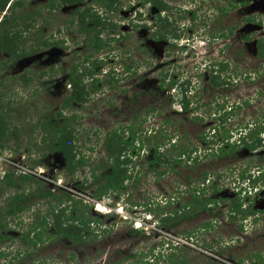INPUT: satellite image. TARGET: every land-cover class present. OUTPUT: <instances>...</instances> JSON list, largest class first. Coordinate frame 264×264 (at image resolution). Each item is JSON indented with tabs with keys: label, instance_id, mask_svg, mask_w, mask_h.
Returning <instances> with one entry per match:
<instances>
[{
	"label": "rangeland",
	"instance_id": "obj_1",
	"mask_svg": "<svg viewBox=\"0 0 264 264\" xmlns=\"http://www.w3.org/2000/svg\"><path fill=\"white\" fill-rule=\"evenodd\" d=\"M122 1L124 7L129 9L142 0ZM167 1L175 4V7L190 9V2L193 0ZM230 1L234 3L235 0ZM21 2L24 3L21 7L8 8L9 5H7L0 16V20L5 15L9 16L15 13L19 25H22L24 22L19 20L20 18L26 15H34L35 9L40 8V4L45 3L43 0H21ZM213 2L221 7L228 5L227 10L231 7L229 0H222L219 3L218 0ZM206 11H208L207 8ZM230 11L231 13H228L225 19L223 18L225 24L235 25L236 22L239 23L238 20H241V36L246 33L253 34V37L250 41L244 39L243 42L239 38L238 41L235 38L232 39V46H229L227 53L232 52L231 54H234L236 51L237 56L248 59L251 64H247L241 69L238 67V70L234 71V65L239 66L241 61H235L233 56H231L232 60L227 58L231 67L226 68L222 74L227 82L225 84L226 90H224V86L211 89L209 81L203 77L206 61L217 65V62L222 59L217 57V51L219 47H223V41L213 39L210 34L211 28L200 26L194 32L192 29L189 31L184 29L186 34L190 33V40L185 41L186 37H184L177 42L183 52L178 55L183 64L179 68L177 64L170 66L166 71L164 68L162 69V55L160 54L162 51L158 49V45L153 48L156 54L150 53L148 50L147 52L140 50L137 48L136 39L131 37L133 34H130V39L127 41L121 39L119 42L111 43V47L105 50L102 55L109 54L105 56V60H107L102 64L103 70L106 71L112 67L114 60H111V55L120 52H123L124 61L127 62V65L130 60L138 63V66H136L133 76H125L126 78L117 84L104 83L108 76L101 75L103 88L97 90L98 94L96 93V96L82 110L77 106H72L81 113L80 115H83L81 118L74 119L69 128L73 130L75 149L79 157L86 156L91 159L88 161L89 167H86L85 170L79 168L75 174H70L65 167L66 161L62 154L51 152V140H43L44 134L40 127L48 116L53 118V121H59L58 123H63L68 117L69 111L65 112L61 118H55L61 108L62 101L69 93L70 88L67 83L69 68L83 60L86 53H93V49L85 46L86 37L77 32L76 26L72 28L74 33L68 34L65 22L66 15L53 19L51 16H47L46 11L41 8V12L51 22V25L42 31L43 37L47 38L48 35L56 34L55 30L60 28V30L65 31L63 35L66 38L64 47H62L64 49L46 48L45 51L41 50L42 52L37 53L38 55H35L34 52H27L29 53L27 58L18 62L16 66L14 65L10 71L0 74L1 78L8 79L6 82L7 89L4 91L15 102L12 104L15 110L10 111L13 113L8 132L10 141L8 140L9 142L4 144V148L0 149V221L2 224L0 235L6 234L11 239L8 242H0V264H111L118 261H122L124 264H138V260L142 258H146L145 262L148 264H172L167 259L163 260L161 255L164 252L169 254L170 245H176L178 240H182L178 236L185 237L183 233L189 230H192L193 233L195 231L197 235L188 242L184 241L185 239L179 242L182 250L179 248L180 250L175 251L177 256L175 264L183 259H186L187 264H259L249 257L251 253L255 252H261L264 256V215H260L259 221L253 222V224L251 219L256 215L251 219L246 218L247 221L238 218L231 222L228 213L229 204L227 201L221 202L219 199L214 211L201 212L189 224L163 230L159 228L162 225L160 222L162 220L156 210L158 204L164 206L165 203L169 202L170 204L168 203V206L164 207L169 211L176 210L179 203H187L194 194L193 187L202 188L201 172L204 170L211 175V182L218 189L223 187L232 191L231 189L237 184L235 182L237 178L228 176L229 170L231 169L238 174L247 166L245 161H239V159L230 157L225 160L219 156H208L209 138L207 137V140L205 137L203 138V132L209 133L207 135L212 133L209 128L211 118L205 117L206 112L216 108L217 105L219 108H225L224 112H229L236 104H242V107L239 108L241 113L239 112L238 116L227 119L228 123H231L230 128L237 126L239 122L244 125L256 114H264V65L258 66L260 60L256 58V40L264 37V26H252L247 24L245 20L249 13L264 15V0H250V4L241 5V10ZM258 19L264 23L263 17ZM118 20L119 23L122 22L120 27L123 26V20L121 18ZM41 22H44V19H41ZM39 24L41 23L39 22ZM190 24L192 23L190 22ZM191 31L194 34H191ZM26 35L27 41L30 39L34 43V30L32 29ZM59 37L55 36L53 39L59 41ZM33 43L28 46H32ZM141 43L139 44L141 45ZM29 47L24 48L29 49ZM128 47L133 51L130 54L124 51ZM227 56L229 57L228 54ZM7 58V55L0 53V62ZM118 60L119 58L115 59V61ZM254 68L255 74L252 80L244 74L240 76L236 74V72H245V70L253 71ZM100 71L101 67L95 73ZM178 73L180 76L177 78ZM230 73L232 77L229 75ZM11 75H15L17 80L15 85L11 84V79L14 77ZM168 77L169 80L165 82L163 87H160L159 80L168 79ZM229 78L231 79L230 82ZM25 79L29 81L26 82ZM173 79H176L177 83L178 80L179 82H182L183 79L185 81L190 80L191 86L186 93H183L191 101L187 113H183L185 110H182L181 99L183 94L179 83L174 87L170 85V80ZM87 80L86 78L85 81ZM131 82L136 85L137 83L138 85L141 84L138 89L140 96L136 98L132 88L136 89L137 86L131 88V84H129ZM13 94L16 96L13 97ZM147 101L149 106H158L159 111L144 114L143 106ZM113 108L115 112H112ZM245 112L247 113L245 114ZM195 113L201 114L203 117L199 116L200 119L195 116L194 118ZM136 114H140V116L135 118ZM166 119H168V123L165 122ZM257 119L263 121L261 118ZM132 122H134L133 126L139 128L140 131L145 129V135H149V139L141 133L140 140L134 144V148L142 146L141 154L138 155L136 150L129 152V157H131L129 159H132L133 162L128 166V171L132 172L134 179L126 185V188L128 187L127 192L118 194L121 197L117 194L107 195L100 202L101 208L99 207V209L107 210L111 214L105 217L95 208L87 210L90 218L98 217L99 221L103 222L100 226L97 225L96 230H94L98 235L95 240L88 238L86 245L83 247L74 246L76 252H73L74 247L70 246L66 239L60 237L55 245H49L46 242L47 247H39V245L35 250H30V255H25L27 245L20 240L21 235H23L22 232L26 233L34 222L42 219L41 216L45 215L47 209L52 205V198H42L40 190L34 182L23 183L18 176L23 173L33 174L36 179L41 180L42 186L47 190L52 189L60 195L64 194L62 192H68L70 196L84 199L88 205L95 204L97 201L92 195L96 190V184L93 183L91 169L101 164L104 165L106 162L108 153L103 149L106 136L111 134L117 125L120 127L122 124ZM13 127L17 129L16 132L19 131L17 134L16 132L12 134ZM179 128L181 129L179 130ZM161 130L162 132H160ZM263 130V127L259 125L256 131ZM179 133L182 135L180 140L175 137ZM125 136H127L126 133ZM154 136L157 137L153 138ZM236 137L235 132H233L232 139L235 140ZM141 142L146 143V146H143ZM159 143L162 145L158 151L164 157L170 156L172 159H179L178 155L186 150V154L181 156V164L174 163L161 166L151 164L149 159L151 160L153 157V148ZM148 154L149 158H147ZM136 155L138 157H135ZM195 158L198 159L196 163L194 162ZM251 161L261 163L264 161V153ZM9 171L14 172L17 183L15 187L6 185L5 174ZM97 173L101 174V171L98 170ZM161 173H165V176H162ZM188 178L190 179V192L186 190L188 188L185 184ZM225 179L227 180L225 181ZM224 184L227 185L224 187ZM244 186L249 188L247 195L254 194L251 185L246 183ZM166 190L170 192L165 194ZM18 192L25 195L33 194L24 201L25 210L22 213L7 216L8 202L11 196ZM210 192V194L207 193L209 198L218 197L217 194ZM117 197L120 198V203L115 206ZM203 197L202 194L200 198ZM132 201L138 203V206L143 205V203H150L152 211L135 213V210L130 209ZM64 202H66L65 206L69 205L68 201L64 200ZM94 210L96 213L93 212ZM48 218L49 222L54 220L51 215H48ZM136 220L145 227V229L142 228L144 232H141L139 236H129L130 231L135 229ZM207 221L214 224L215 228L210 231L204 230L201 224ZM148 222L153 223L149 224ZM239 224L244 227L241 232L237 228ZM94 225L96 226V224ZM48 229L47 235L55 232L54 226H49ZM176 232L179 234L177 235ZM148 233H150L149 237L147 236ZM31 236L33 237V234ZM206 244L210 246L206 247ZM2 252L7 253L8 256H2ZM17 252H20L19 257ZM70 253H76L75 260H71ZM240 261L242 262L240 263Z\"/></svg>",
	"mask_w": 264,
	"mask_h": 264
},
{
	"label": "flooded vegetation",
	"instance_id": "obj_2",
	"mask_svg": "<svg viewBox=\"0 0 264 264\" xmlns=\"http://www.w3.org/2000/svg\"><path fill=\"white\" fill-rule=\"evenodd\" d=\"M17 0H11L10 1V5L15 2ZM45 3L40 4V8L35 9L34 11V15H26L25 17H22V21L24 23H22V25L24 24H30V28L26 29L22 35V39H20L17 42V45L15 44L14 46H17V51L18 53H22L21 51H24L23 57L20 58H16V57H11V55L9 53H3L4 55H7V59H5L4 61H7V67L4 68L3 70H1L2 72H6V71H10L11 68L14 67V65L16 66V64L18 62H20L21 60L27 58L26 56H28L27 52H34L35 55H38L37 53L42 52L41 50H46V48H51V47H56V48H61L64 49L62 47H64V41H65V35H63V33L65 31L60 30V28H57L58 30H55L54 35H48L47 38H44L42 35V31L45 29H47L50 25L51 22L48 21V19H46L45 14L41 12V8L43 10L46 11L47 16H51L53 19L58 18V17H62L64 15L67 16V18L65 19L66 21V31L68 32V34H73V27L76 26L78 28L77 32L82 34L84 37H86L85 40V46L87 48L93 49V53H86V56H83V60L79 61L77 64L71 65L69 68V73L67 75V83H68V77L69 74L72 73L73 70H78L79 73H81L84 69H87L88 67H92L94 68L95 71H97L100 67H101V71L98 73L94 74L93 78H88L87 77V81L84 80V88L85 90L88 92V97L83 98L85 99V102H75L72 101L68 106H66L65 108H63V104L64 102H66V99L69 96H72L73 93L75 92V88L74 86H71L68 84L69 89V93L68 96H66V98L62 101L61 103V108L59 110V112L61 111L62 116L65 112L69 111L70 114H68V117L65 118L64 123L68 124V128H70V124L74 119H78L79 117H83V115H80L81 113L78 112V110L72 106H77L79 108H82L88 104V102H90L92 100V98L94 96H96V93L98 94L97 90H101L103 88V85L101 84L102 79H101V75L104 76H108L106 77V81L104 83H108L110 85H112L111 83H119L120 81L123 80V78H126L125 76L128 75H134L135 71H136V66H138V63L135 62H131L130 60L128 61L129 64L127 65V62L124 61V57H123V52L120 53H114L113 55H111L112 59L114 60L112 67L108 68V70H103L102 68V64H104V62L107 60H105V56L109 55H105L102 56L104 51L109 49L111 47V43L112 42H119L121 39H124L125 41H127L128 39H130V34H133V36H131L132 38L134 37L138 43L137 48H139L140 50H143L145 52L150 51L153 52L154 54H156V52L154 51V47L155 45H158V49H161L160 51H162L160 54L162 55V60H161V64H162V69L164 68V70L166 71V69L170 68V66H173L175 64H177L178 68L181 67L182 63V59L179 58V54L183 53L181 50V47H179V43H177L179 40H182L184 37L185 41L186 40H190V33L186 34L184 32V29H187L188 31L190 29H192V31L194 32L197 28H200V26H204L205 28H211L210 29V34L213 36V39L219 41L222 40L223 42V47H219L217 54H218V58H222L224 61H219L217 62V65L212 64L210 61H206L205 64V68H204V76L205 79L207 81H209L208 83L210 84L211 89L214 88H218L220 86H224V90H226V86L225 84H227L226 79L224 77H222L223 72L225 71L226 68H230L231 64L230 61L227 60V58H230L232 60V57H234V60H240L241 64L239 66L234 65L233 69L234 71L238 70V67L243 68L246 67L247 64H251L250 61L246 58H242L237 56L236 51H234V54H231L232 52L227 53V49L229 48V46H232V39L235 38L236 41H238V38L240 39V41H244V39L250 41L253 37V34H243V36H241V30H240V25H241V20H238V22L235 23V25H226L224 22V19L226 17V15L229 13H231L230 10H241V5L245 6L247 4H250V0H235L234 3L230 2V9L227 10V8H229L228 5L225 6H220L219 4H215V0H193L190 2V9H184V8H178L175 7V4H171L169 3L167 0H160V3L158 4H154L153 0H142L141 2L137 3L136 5H133L132 7H130L129 9L124 7V2L122 0H115L114 3H112L111 5H105L102 0H72V2H63L62 0H43ZM111 1V0H109ZM225 1V0H224ZM158 2V1H157ZM222 2V0H218V3ZM203 4V5H202ZM206 6V7H205ZM215 6H217L215 8ZM8 8H10V6H8ZM206 8L208 9V11H206ZM206 12H205V11ZM38 11H40V13H38ZM88 14H96L97 15V21H99L97 28H95V24L92 23V21L88 18ZM262 14V13H261ZM86 16L85 19H83V16ZM31 16V17H30ZM253 17V16H259V14H248L246 17V22L247 24H250L252 26H257V27H261L264 26V23L262 21V24L259 26L258 23H252V22H248L247 19L248 17ZM51 17H49L51 19ZM263 19H264V15H262ZM118 18H121V20H123V26L120 27V24L122 23ZM224 18V19H223ZM41 19H44V22H41ZM258 19V17H257ZM124 21H126V23H124ZM39 22L41 24H39ZM190 22L192 24H190ZM21 25V26H22ZM239 28V30H238ZM24 29V27H23ZM34 30V43L29 39L27 41V33L31 32V30ZM191 31V34H194ZM234 35V36H233ZM55 36H60L59 37V41L53 39ZM123 37V38H122ZM241 37V38H240ZM261 39H264V37L262 38H258L256 40V58L258 60H260V64L258 66L264 65V57L259 55V42L261 41ZM142 42V43H141ZM31 43L32 46H28ZM141 43V45L139 44ZM236 43V42H235ZM26 47H29V49H25ZM174 48V49H173ZM186 48V47H183ZM139 49H137L139 51ZM31 50V51H30ZM57 50V49H56ZM153 50V51H152ZM125 53H131L133 52L129 47L126 48ZM135 51V50H134ZM0 53H2L0 51ZM227 54L229 55V57L227 56ZM240 54V52H239ZM119 58L118 61H115V59ZM243 61V62H242ZM228 62V63H227ZM110 63V62H109ZM108 63V64H109ZM230 66V67H229ZM53 69V68H52ZM51 69V70H52ZM164 71V72H165ZM255 68L253 71H247L245 70V72L240 71L239 73L236 72V74L238 76L243 75L248 77V79L252 80L253 79V75L255 74ZM0 73V74H1ZM170 75V74H169ZM231 77V73L229 74ZM14 76L11 79V84L15 85L14 83H17L15 75H11ZM17 76V75H16ZM179 73L177 75V78L179 77ZM21 78V77H20ZM2 79H6L7 82V78H1L0 76V80ZM86 79V78H85ZM97 80V83L95 84V81ZM169 80L167 78H163L159 80V84L160 87H163L165 85V82ZM181 80V79H180ZM26 82H28V79H25ZM231 81V79L229 78V82ZM181 82V81H180ZM178 80V83L176 81V79L170 80V85L172 87H174V85H179L180 89H181V93H186L187 89L191 86L190 85V80H182V82L180 83ZM218 82V84H217ZM6 84V83H5ZM131 84V88L133 86H135L136 84H134V82L129 83ZM127 83V85H129ZM141 85V84H140ZM140 85H138L137 83V88L134 89L132 88V92H134V96L135 98L137 96H140V92H138V89L140 87ZM66 86V84H65ZM7 89V86L5 88H3V94L5 97L3 98V102L4 101H12L11 96L8 95L7 92H5L4 90ZM184 91V92H182ZM139 94V95H138ZM13 97H15L16 95L13 94ZM187 97L186 94H183V97L181 99V104H182V110H185L183 113H187L189 111H187L188 109H184L183 108V98ZM190 101V100H189ZM15 103L14 101H12V104ZM149 102H145V106H143V113H150V112H158L159 111V107H155L153 106H149L148 104ZM191 103V101H190ZM190 105V104H189ZM13 107V105H12ZM242 107V104H236L234 106L233 109H231V111L229 112H224L223 110H225V108H219V105H217L216 108H213L210 111L206 112V116L208 118H211V121L209 122V128L212 130L211 135H207L209 133H205L203 132V138L205 137V139L207 140V137L209 138V145H208V156H219L222 159H229L234 158V159H239L242 160L243 162L245 161L247 166H245L242 169V172H239L238 174L234 173L233 170H229L230 172L228 173V176L230 177H234L237 178L235 180V182L237 183L235 185V188L239 189L237 192L234 191H228V189L220 187L219 191L214 192L213 187L215 185L212 184L211 182V175H209V177H207V186H206V190L205 191H212L213 193L217 194L218 197L217 198H222L225 199V202L227 201L228 205V212L230 211L231 208V202L232 200H234L236 197H240L242 200H244V206L243 208H246L247 206H249V208L251 209V211L247 212V217L246 218H252L256 215V217H254L253 219H251V222L253 224V222H258L260 219V215H264V161H262L261 163H257V162H252L251 160H254L255 158H258V156L260 154L264 153V130L263 131H256L257 127L259 125H261L264 129V114H256L254 115V118L250 119V120H246L247 122L244 123V125L241 124V122H239V124L237 126H232V128L229 127V125H231V123H228V120L230 117H234V116H238L239 112L241 113V110L239 108ZM15 110V107H13V110ZM83 112V111H82ZM112 112H115V109L113 108ZM247 112H245L246 114ZM10 114L13 115V113L10 112ZM48 116V115H47ZM140 114H136V117H139ZM195 116L199 117H203V115H198V113H195ZM260 116V117H259ZM263 116V118H262ZM49 117V116H48ZM196 117V118H197ZM201 117H199L201 119ZM61 118V117H60ZM257 118H261L263 121L258 120ZM198 119V118H197ZM228 119V120H227ZM194 120V119H193ZM203 120V118H202ZM165 122L168 123V119L165 120ZM230 122V121H229ZM133 123H125L122 124V126H118L116 128L113 129V131H124L127 136H126V140L128 142L133 141V139L136 137L135 142L138 140H140L141 138V133L143 134V136L145 135V129L140 131L139 128H136L135 126H133ZM15 127H19V126H15ZM181 128H179L180 130ZM162 132V130L160 131ZM233 132H235L236 134V139H232V134ZM180 133H182L180 131ZM179 133V135H176V139H181L182 135ZM17 134V132H16ZM135 135V136H134ZM256 135V136H255ZM142 136V137H143ZM146 136V135H145ZM108 135L105 138V141L107 139ZM149 135L146 136V138H148ZM9 138L6 137L2 143V148H4V144L9 142L8 141ZM256 144V148L254 149H250L247 145L253 144L255 143V141H257ZM104 141V142H105ZM144 141V140H143ZM211 141V142H210ZM259 143V144H258ZM135 144V143H134ZM141 144L143 146H146V143L141 142ZM140 146V145H139ZM142 146H140L139 148H134V145L131 146H127V150L128 152H124L121 154L120 156V160L123 161L124 159L127 158H131L129 157L130 153L129 152H134V150L137 151V154L140 155L141 154V148ZM148 147V146H147ZM149 148V147H148ZM241 148V149H239ZM103 149L104 148V144H103ZM220 150H222L223 152H221ZM154 152V149H153ZM186 154V153H184ZM138 155H136L135 157H138ZM153 155V153H152ZM132 156V155H131ZM181 155H179V163L181 164ZM118 157V154L114 155L112 158H110L108 160V156L106 159V162L104 165H100L98 168L99 171H101V174H98L100 176L106 175L108 176L109 174L112 173L113 171V165L115 162V158ZM243 157V158H241ZM103 158V157H102ZM101 158V161H102ZM149 158V154L148 157ZM153 157H151L152 159ZM108 160V161H107ZM131 161H129L128 166L131 165V163L133 162L132 159H130ZM149 161H151L149 159ZM66 165V164H65ZM165 165V164H163ZM66 167V166H65ZM98 167V166H97ZM67 168V167H66ZM134 169V167H133ZM128 174L130 175L129 178H127L124 182L125 184V189L122 191H116L113 193H109L111 194H120L124 191L127 192V188L126 185H128L133 179L134 176L132 174L131 171L128 172ZM162 176H165V173H161ZM242 175H249L251 176L252 181L256 179V182L253 184L254 186V194L248 196L247 195V191L248 189L244 186V180L247 181L248 179L243 180V176ZM21 175L18 176V178H20ZM30 176H33V174H30ZM227 176V178H228ZM224 178V177H223ZM227 179H225L226 181ZM100 181V180H98ZM186 187L188 189H186L187 191L190 192V179L188 178L187 181L185 182ZM193 184V183H192ZM227 184H224V187ZM96 190L94 192H96L99 189L98 184L95 185ZM167 189V188H166ZM52 190V189H51ZM53 192H56L54 190H52ZM168 192H170L169 190H166L165 194H168ZM31 193V192H29ZM33 193H31L32 195ZM108 194V195H109ZM190 194V193H189ZM199 194V192H198ZM30 195V196H31ZM119 196V195H118ZM121 197V196H119ZM117 197V199H115V206L117 204L120 203V198ZM190 197V196H189ZM208 197L207 194H204L203 198ZM226 197V198H225ZM215 198V197H213ZM215 198V199H217ZM28 199V198H27ZM132 204L130 205V209L131 210H135V213L137 212H151V208L152 206L149 204V207H147V204L143 203V205L141 204V206H138V203H133V201L131 202ZM162 204V202H160ZM169 203V202H168ZM168 203H165L164 206H159V204L156 206V210L158 212V214L160 215V219L162 221L160 225V229L163 230H170L171 228L174 227H180L183 224H189L190 223V219H185V220H177L175 213L173 212V210H166L164 207L168 206ZM170 204V203H169ZM25 205V204H24ZM173 205V204H171ZM226 205V203H225ZM162 207V208H161ZM170 207V206H169ZM70 208V207H69ZM139 208V209H138ZM176 210H179V214H183V213H187L190 214V200L187 203H179V206ZM167 211V212H166ZM22 213V212H20ZM19 213V214H20ZM239 218H241V216H239ZM244 219L245 221H247L248 219ZM176 219V220H175ZM234 222V221H231ZM149 224H152L153 222H148ZM34 224V223H33ZM241 225V226H240ZM33 227V226H32ZM243 229L244 227L242 226V224L237 225L238 230L241 232V228ZM187 232H190L187 231ZM185 232L183 235L185 236V234L187 233ZM143 233V232H142ZM177 233V232H176ZM23 235H21L20 240L22 241V243L27 245V248H29L27 242L24 240V231L22 232ZM31 234L34 235V232H32ZM88 234V233H86ZM141 234V232L139 234H132V230L129 233V236H139ZM148 233V237H149ZM179 234V232L177 233V235ZM91 238V237H90ZM178 238L184 240V241H189L190 237H179ZM95 240V239H94ZM182 240H178L177 244L178 247H176L175 249L172 250V248L170 249L171 251L169 252V254H165V252L163 253V255H161V258L164 259H169L170 256H174L175 258H177V256L175 255V251L180 250V241ZM10 241V240H8ZM7 241V242H8ZM66 241H68V243H70V246H80L83 247L84 245H86V241H88V238H86L85 241H78L77 243H74L68 239H66ZM171 242V241H170ZM49 245H51L50 241L48 242ZM172 246H175V244H172ZM210 246V245H208ZM206 246V247H208ZM71 248V247H70ZM73 252H76V248L74 247V249H72ZM182 250V248H181ZM174 252V253H173ZM5 253V252H3ZM71 256V260H75L76 258V253H70ZM30 255V254H29ZM168 255V256H167ZM167 256V258H166ZM17 259V258H15ZM146 258H142L138 260V264H143L146 263ZM119 262L122 261H118V262H113L111 264H117ZM143 262V263H142ZM180 261H177V264H179ZM122 264H124V262H122Z\"/></svg>",
	"mask_w": 264,
	"mask_h": 264
},
{
	"label": "trees",
	"instance_id": "obj_3",
	"mask_svg": "<svg viewBox=\"0 0 264 264\" xmlns=\"http://www.w3.org/2000/svg\"><path fill=\"white\" fill-rule=\"evenodd\" d=\"M11 0H0V16L2 12L6 9L7 5L10 6V8L14 7H21L24 5L21 0H17L13 2L11 5L9 4ZM63 2H72V0H62ZM115 0H102V2L105 5H111L114 3ZM117 1V0H116ZM158 1V2H157ZM154 4L160 3V0H153ZM40 13V11H38ZM12 16V17H11ZM87 16V15H86ZM84 15L83 19L86 18ZM6 17V18H5ZM11 17V19H10ZM31 17V16H30ZM262 16H253L248 17L247 21L252 23H258L259 26L262 24V21L257 19ZM88 18L92 21L93 24H95V28H97V25L99 21H97V15L96 14H88ZM10 19V20H9ZM19 20H22L20 18ZM21 27V28H20ZM24 27V29H23ZM30 28V24H24L19 25L18 19L15 16V13L4 16L2 20H0V51L2 53H9L11 57L20 58L23 57L24 51H21L22 53H18L17 42L22 39V35L26 29ZM259 55L264 57V39H261L259 42ZM7 67V61H1L0 62V73L1 70ZM95 74V70L92 67H88L87 69H84L81 73H79L78 70H73L72 73L69 74L68 77V84L71 86H74L75 92L72 96H69L66 99V102L63 104V108L68 106L72 101L75 102H85L83 98L88 97V92L85 90L83 84L85 78H93ZM6 79L0 80V149L3 147L2 143L6 137L10 138L8 132L9 127L11 126L10 120L12 118V114H10V111L13 110L12 107V101H2L5 97L3 91V88L6 87ZM97 83V80L95 81V84ZM218 84V82H217ZM4 94V95H3ZM183 108L188 109V106L190 104L189 99L187 97H184L183 100ZM57 119L62 117L61 111L58 112L55 115ZM59 121H53V118H46L44 122H42L40 130L44 134L43 140H51V152H59L62 154L63 158L66 161V167L68 169V172L70 174H75L79 168H82L85 170L86 167H89L88 161L91 159L86 156H78L76 147L74 146V134L73 130L68 128V124L64 123H58ZM16 128L13 127L12 134H15ZM19 132V131H18ZM17 132V133H18ZM135 136V135H134ZM256 136V135H255ZM157 136H154L155 138ZM149 139V137L147 138ZM136 140V137L133 139V141L128 142L126 140L125 132L124 131H112L111 134L108 135L106 141L104 142V148L106 152L108 153V160L112 158L114 155L118 154V157L115 158V162L113 165V171L108 176L98 175L97 171L99 166L96 168L91 169L92 173V179L94 184H98L99 189L94 192V197L98 199H102L104 196H107L109 193H113L116 191H122L125 189V180L130 177L128 174V163L131 161L129 158L124 159L123 161L120 160V156L122 153L127 151V146L134 145ZM257 141L255 143L247 145L250 149L256 148ZM259 144V143H258ZM162 144H157L154 146V152H153V158L151 159V164H157L158 166H161L163 164L169 165L174 163H179V159H172L170 156L164 157V155L159 153V148ZM223 152L222 150H220ZM186 150H183L181 154H184ZM192 152V151H190ZM178 155V157H179ZM197 158L194 159V162H197ZM196 166V164H195ZM208 172L206 170L201 172V177L205 181L208 177ZM243 180L251 179V176L249 175H242ZM6 178V185L8 187H15L16 181L14 178V172L9 171L5 174ZM20 181L23 183L27 181H32L36 184L37 188L40 190V195L42 198H49L52 201L51 207L47 209L45 215L41 216L42 219L40 221H36L33 224V227H31L26 233H24V240L27 242L29 248L25 249V255L31 254L30 250H35L38 248L37 246L41 247H47L46 242L51 243V245H55L60 237H63L64 239H68L74 243H77L78 241H85L86 238H92L95 239L97 237V233H95L94 230H91L90 223L93 222L92 218H90L88 215L85 214V211L80 209L81 208V200H75L74 197H71L67 194V192H62L64 194H56L57 192H53L51 189H45L44 186H42L41 180L36 179L30 174L23 173L20 176ZM100 180V181H98ZM245 181V180H244ZM252 182H256V179ZM253 183V184H254ZM194 194L191 196L190 199V214L183 213L179 214V210H173V212L176 215L177 220H185L190 219L192 221L193 219L197 218L201 212L204 211H214L217 208V205L219 203V198H200V196L203 194H206L203 188L200 187H193ZM215 190L214 192H218L219 189L217 187H213ZM201 191V192H199ZM199 192V194H198ZM31 194H23V193H15L11 196L10 201L8 202L9 209L6 211L7 216L12 215H18L20 212H23L25 210L24 201L30 196ZM35 196V192H34ZM72 200L74 204V209L72 208L70 210L69 206H64V200ZM63 200V201H62ZM221 202H225V199L220 198ZM211 204H214V206H211ZM244 206V200H242L240 197H236L231 202V208L229 213V219L230 221H236L239 216H241L242 219H245L247 217V212L251 211L249 206L246 208H243ZM56 210H58L56 212ZM79 211V213L77 212ZM48 215H51L54 220L52 222H49ZM176 220V219H175ZM0 221V226H1ZM54 226L55 232L50 233L47 235L48 227ZM241 226V225H240ZM201 227L206 230L210 231L215 228V225L210 223V221H207L203 224H201ZM241 228V227H240ZM242 229V228H241ZM34 232L33 237L31 236V233ZM141 231L138 230H132V234H139ZM88 233V234H86ZM184 234V233H183ZM197 235V233H193L192 230L190 232H187L185 234L186 237H190V240H192L193 236ZM58 239V240H57ZM8 240H11L9 236H6V234L0 235V242H7ZM209 244H206L208 246ZM49 248V246H48ZM19 257L20 252L16 253ZM2 256L7 257V253L2 252ZM250 259L259 262V264H264V256L261 252H255L250 254ZM169 262L172 264H175L176 258L174 256L169 257ZM242 261H240L241 263ZM143 263V262H142ZM117 264H122V262H119ZM148 264V263H143ZM179 264H187L186 259H183L179 262Z\"/></svg>",
	"mask_w": 264,
	"mask_h": 264
},
{
	"label": "clouds",
	"instance_id": "obj_4",
	"mask_svg": "<svg viewBox=\"0 0 264 264\" xmlns=\"http://www.w3.org/2000/svg\"><path fill=\"white\" fill-rule=\"evenodd\" d=\"M93 149H95V148H93ZM207 179L204 181L203 180V186H201L203 189H204V191L206 190V186H207ZM246 181H244V183H245ZM248 183H249V185H251V188H252V190L254 191V185H253V182H252V179H250V180H248ZM214 187H216V186H214ZM218 188V187H217ZM214 189V188H213ZM249 189V188H248ZM215 191V190H214ZM199 192H201V191H199ZM205 193L207 194V193H211L210 192V189H209V191H205ZM67 194H68V192H67ZM110 195V194H109ZM249 196V195H248ZM71 197H74V196H71ZM92 197L97 201V202H95V204L94 203H92V204H90V205H88V203L87 202H85L84 201V199H82V198H75L74 197V199L75 200H81L82 202H81V208L80 209H82V210H84L85 211V214L86 215H88V212H87V210H93V208H95L96 209V211L97 212H99L102 216H108L109 214H111L110 212H105V211H102V210H100L98 207H97V205L98 204H101L100 202H102V200H103V198L105 197H103L102 199H98V198H95L94 197V193H93V195H92ZM68 204L69 205H66V206H69L70 207V210L73 208H75L74 207V204H73V201L72 200H68ZM64 206H65V203H64ZM101 206V205H100ZM91 208V209H90ZM96 211L94 210L93 212H95L96 213ZM116 211L117 212H119L118 211V209H116ZM77 212L79 213V211L77 210ZM120 213V212H119ZM98 214V213H97ZM89 216V215H88ZM92 220H93V222H91L90 223V227L92 228V230H96L95 228L97 227V225L98 226H100L103 222H100L99 221V218L97 217V218H95V219H93L92 218ZM93 224V225H92ZM94 224H96V226L94 225ZM94 226V227H93ZM143 228H145V227H143ZM133 230V229H132ZM134 230H138V231H141V232H144V230H142V228H135ZM98 236V235H97ZM176 247H178V245H175V246H171L170 245V248H172V250L173 249H175ZM27 249V248H26Z\"/></svg>",
	"mask_w": 264,
	"mask_h": 264
},
{
	"label": "built area",
	"instance_id": "obj_5",
	"mask_svg": "<svg viewBox=\"0 0 264 264\" xmlns=\"http://www.w3.org/2000/svg\"><path fill=\"white\" fill-rule=\"evenodd\" d=\"M245 183H248V180H247ZM248 184H249V183H248ZM231 190L234 191V192H237L239 189L235 188V185H234V187H233ZM100 205H101V204H98L97 207H98V208H99V207L101 208ZM105 212H108V211L106 210ZM135 228H143V225L141 224L140 221H138V220L135 221ZM144 229H145V228H144Z\"/></svg>",
	"mask_w": 264,
	"mask_h": 264
}]
</instances>
